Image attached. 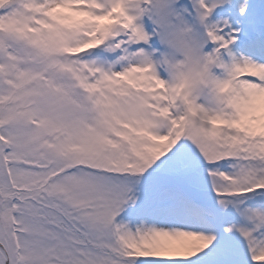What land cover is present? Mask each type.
Returning a JSON list of instances; mask_svg holds the SVG:
<instances>
[{"label": "snow or ice", "instance_id": "snow-or-ice-1", "mask_svg": "<svg viewBox=\"0 0 264 264\" xmlns=\"http://www.w3.org/2000/svg\"><path fill=\"white\" fill-rule=\"evenodd\" d=\"M0 264H264V0H0Z\"/></svg>", "mask_w": 264, "mask_h": 264}]
</instances>
